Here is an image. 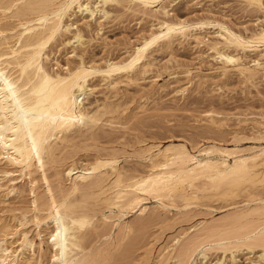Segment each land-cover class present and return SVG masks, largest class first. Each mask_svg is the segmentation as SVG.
<instances>
[{
  "label": "bare ground",
  "instance_id": "obj_1",
  "mask_svg": "<svg viewBox=\"0 0 264 264\" xmlns=\"http://www.w3.org/2000/svg\"><path fill=\"white\" fill-rule=\"evenodd\" d=\"M91 1L0 0V192H4L6 184H3L1 174L11 173L3 170V165L20 168L28 175L34 195L35 214L32 220L37 226L36 234L32 236L28 229L19 228L28 223L26 216L18 219L17 226L0 222V264H33L38 250L39 258H42L43 231L48 234L49 264H93L94 257L100 252L94 254L93 250L87 249L88 231L97 224V212L102 206L110 209L109 215L101 213L104 225L109 219L118 217L115 226L126 240L133 233L134 226L124 222L123 216L135 210L141 215L149 212V206L144 203L147 196L157 199L158 207L165 210L168 204L178 202L176 199L188 207L193 202L198 204L213 197H218L219 201L229 200V203L230 199L241 194L246 197L247 193L250 197H247L249 200L244 207L225 216V219L221 217V222L212 224L203 220L191 228L194 232L192 235L189 231H183L175 236L172 244H166L158 251L156 264H168L170 260L176 264H195L197 255L204 259L212 249L221 250L224 254H234L242 249L250 252L259 249L260 259L264 260L263 146L258 151L241 154L230 162L226 158L230 152L216 144L191 148L185 143H171L164 147L155 144L140 148L148 159V166L145 163L148 169L139 174L121 167L114 149L112 153L104 151L106 154L93 155L94 160L88 163L70 160L63 171L67 181H70L66 189L54 190L48 175L53 165L58 164L60 159L65 160V156L60 158V154L68 150V143L79 136L81 139L97 125L103 112L114 107L106 101L96 105L84 102L93 93L94 87L90 82L94 77L100 76L107 87L115 88L123 79L132 80L140 71L149 68L153 53L167 48L176 40L188 38L208 43V48L216 54L215 59L223 65L222 72L231 66L250 80L260 75L259 72L264 71V0H241L246 6L262 13L257 18L258 27L249 32L248 29L235 30L218 19L200 17L197 21H191L171 16L169 7L175 0H94L103 6L101 10L105 15H109L105 9L107 5L126 3L129 8H136L144 15L153 13L155 23L120 61H108L101 66L87 63L80 55L77 64L67 65L66 69L62 67L64 71L55 70L48 65L52 58L49 47L59 37L69 35V32L73 33L68 42L71 43L73 39L74 44L84 45V32L81 28L71 31L72 23L67 24L66 21L77 9L79 12H90L93 7ZM211 25L216 27L210 34H215L214 38L207 37V32L206 35L201 34L206 31V26ZM186 90L181 92L185 93ZM71 146L69 149H72ZM137 153L139 156L140 153ZM35 171L39 172V177L34 175ZM39 180L45 183V197L36 193ZM16 190L18 185L12 183L7 194ZM13 209L10 208L11 211ZM155 212L156 207L152 214L155 215ZM44 224L47 226L44 227ZM11 238L12 241H9ZM37 238L40 239L39 243L36 242ZM218 262L223 264L222 260Z\"/></svg>",
  "mask_w": 264,
  "mask_h": 264
},
{
  "label": "rangeland",
  "instance_id": "obj_2",
  "mask_svg": "<svg viewBox=\"0 0 264 264\" xmlns=\"http://www.w3.org/2000/svg\"><path fill=\"white\" fill-rule=\"evenodd\" d=\"M93 2L96 1H91L93 12H91L92 10L79 12L77 9L75 14L73 13L66 21L67 24L72 23L71 31L81 28L80 30L85 34L84 45L74 44L73 39L71 43L68 42L73 33L69 32V35L67 33L65 36L59 37V40L53 42V46L49 47V54L52 58L50 57L48 65L54 67L55 70L64 71L67 65L77 64L80 61V55L85 58L87 63H96L101 66H105L108 61H120L122 58H126L127 50L138 43L141 37L151 30V25L155 23L153 13L144 15L136 8H129L126 3L125 5H107L105 9L109 15H105L101 10L103 6L98 2L96 4ZM171 4L169 7L171 16L191 21L201 18L218 19L235 30L245 31L248 29V32L258 27L257 18L262 15L255 8L246 6L241 0H175ZM94 6L98 8L93 9ZM213 30H216V27L206 26V31H202L201 34L209 33L207 37L214 38L215 34L210 35L214 32ZM75 47L78 48L74 51ZM208 47L210 48L208 43H199L194 38L176 40L167 48L165 47L166 49L162 48L153 53L149 68L140 71L132 80L124 81L125 79H123L115 88L107 87L100 76L94 77V80L90 82L91 87H94L93 93L84 102L86 104L91 102L92 105L105 103V101L109 102L108 104L111 102L116 111L111 105L114 110L108 109L103 112L97 125L88 131L89 133L86 132L88 135L84 134L83 139H80L81 136H79L78 139L75 138V141L72 140L74 142L68 143L67 148L71 152L64 150L66 153L62 152L60 158L65 156L63 157L65 160L60 159V162L53 165L48 171L54 190L66 189L70 185V181H67V177L63 174L66 164L70 160L88 163L94 160V156L97 154L112 153L114 149L113 152L117 155L119 165L133 174H139L148 169V159L140 148L155 144L164 147L171 143H185L190 148L216 144L223 149L226 148L228 153L230 152V155L226 154V158H229L230 162H233L234 158L241 154L258 151L260 147H264V71L259 72L260 75L251 80L239 74L231 66L228 67L229 69L227 68L226 72H222L223 65L215 59L216 54ZM183 89H187L185 93L181 92ZM106 117L107 119L110 117V119L107 120ZM105 124L106 126H104ZM101 127L103 128L100 129ZM96 132L98 135L95 134ZM71 145H76V148ZM70 146L72 149H69ZM135 151L140 153L139 156ZM88 159L89 161H87ZM2 167L3 170L11 173L1 174L2 182L6 184L4 192H0L2 200H0V211L3 210L0 212V222H9L13 226H17L18 219L26 216L28 223L19 228L28 229L33 236L36 234L37 226L32 220L35 214L32 202L34 195L31 193L29 176L21 172L20 168L7 165ZM34 175L39 177V172L35 171ZM9 177L15 180L10 182ZM26 180L28 184L25 182ZM39 181L36 193L43 196L46 186L42 180ZM12 183L18 185V190L7 194L8 187ZM57 193L59 192L57 191ZM242 195L230 199L229 203L227 202L229 200L220 198L224 201L222 202L217 200L218 197H213L204 199L198 204L193 202L188 207H185L183 201L176 199L178 202L167 203L166 211L158 207L157 199L147 196L144 203L149 206V212L141 215L135 210L123 216L124 222H129L134 226V234L132 233L126 240L122 238L120 230L115 226L118 217L109 219L104 225L101 213L109 215L110 209L102 206V212L100 208L97 212V224L88 231L87 249L93 250L94 254L100 252L97 257H94L93 264H141L145 261L149 262L144 264H156L158 251L166 244H172L171 240L175 236L183 231H189L192 235L193 227L203 220L207 223L217 224L227 216L234 214L237 209H242L250 197L248 193L246 197ZM30 199L31 201H29ZM182 204L184 205L181 206ZM252 206L254 205L252 204ZM29 207L30 211L26 209ZM154 207H156L155 215L152 214ZM10 208L15 209L11 211ZM8 209L10 211H7ZM44 214L43 212L42 215ZM46 226L44 224V227ZM140 226L143 228L141 229ZM42 236H44V254L42 258H39L38 250L33 264L50 263V250L46 244L47 231H43ZM9 241H12V238ZM36 242L39 243L40 239L37 238ZM102 251H104L102 253L104 255L101 254ZM260 253L259 249L253 252L242 249L235 251L234 254L231 252L224 254L221 250L212 249L207 252V257L204 259L197 255L195 264H219V260H222L223 264H264V260L260 259ZM148 257L151 258L146 260ZM47 258L49 259L47 260ZM43 259L44 261H42ZM168 264L176 263L170 260Z\"/></svg>",
  "mask_w": 264,
  "mask_h": 264
}]
</instances>
